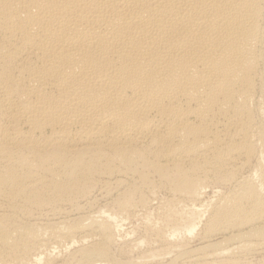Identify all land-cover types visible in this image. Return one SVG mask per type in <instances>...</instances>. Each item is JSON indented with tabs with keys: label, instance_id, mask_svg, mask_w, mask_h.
Here are the masks:
<instances>
[{
	"label": "bare ground",
	"instance_id": "1",
	"mask_svg": "<svg viewBox=\"0 0 264 264\" xmlns=\"http://www.w3.org/2000/svg\"><path fill=\"white\" fill-rule=\"evenodd\" d=\"M0 264H264V0H0Z\"/></svg>",
	"mask_w": 264,
	"mask_h": 264
},
{
	"label": "rangeland",
	"instance_id": "2",
	"mask_svg": "<svg viewBox=\"0 0 264 264\" xmlns=\"http://www.w3.org/2000/svg\"><path fill=\"white\" fill-rule=\"evenodd\" d=\"M210 193H212V192L208 190V194H209V196H211V195L213 196V193H212L211 195H210ZM212 196H211V197H212Z\"/></svg>",
	"mask_w": 264,
	"mask_h": 264
}]
</instances>
